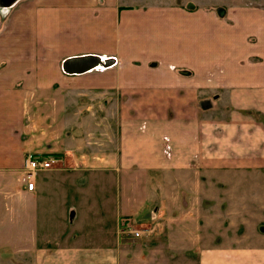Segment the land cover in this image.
Returning a JSON list of instances; mask_svg holds the SVG:
<instances>
[{"label":"crops","instance_id":"0c3cea01","mask_svg":"<svg viewBox=\"0 0 264 264\" xmlns=\"http://www.w3.org/2000/svg\"><path fill=\"white\" fill-rule=\"evenodd\" d=\"M136 1L0 0V264H264V10Z\"/></svg>","mask_w":264,"mask_h":264},{"label":"rangeland","instance_id":"374dc122","mask_svg":"<svg viewBox=\"0 0 264 264\" xmlns=\"http://www.w3.org/2000/svg\"><path fill=\"white\" fill-rule=\"evenodd\" d=\"M146 1H148V3H151V4H155V3H159V2H160V4H166V3H173V4H176V5L188 4L189 7L192 8V9L195 8V7L191 3L193 1H196V2H199V3L205 4V5L209 6L210 8H213V9H216V10L239 8V7H256V8H260V9L264 10V0H171L172 2H170L168 0H146ZM129 2L135 3L137 1L136 0H129ZM142 2H143V0H142ZM100 68H103V67H100ZM56 156L61 161L60 164L57 167H55V168H58V167H60L63 164L64 158L61 155L60 156L56 155ZM24 174H25V178H26L27 175H26V173H24ZM260 180L263 181L264 179H260ZM244 192H246V191H244ZM248 192H251V191H248ZM20 200H21L20 201V214H19L20 220H18L17 222L15 220V224L14 225H17V223H18L19 224L20 233L27 235V233H28V209H27L28 208V202H27V200H24L23 198L20 199ZM229 208H231V207H227V209H229ZM244 208H246V207L244 206ZM230 210L231 209L228 210V215H229L228 217L229 218H230V215H232V213H233ZM241 214L245 215L244 212L241 213ZM247 218H248L247 216H242V219L244 220V224L246 225L245 229L248 228L249 230L250 229L255 230V228L257 226V223H255V222H251L250 223L247 220ZM140 224H144L146 226H151L152 229H153V232L155 231V234H157L159 232V220L158 219H153V220L150 219V220H147V221H143ZM226 224H227V227H228L229 231L231 230V226H233V227L236 226V223H234L232 221H228ZM1 225L3 226L2 230L5 231L6 229H8L9 231H11L12 227H13V222L10 220L9 222L0 223V227H1ZM15 228H17V227H14V229ZM258 229L261 232L264 233V222L263 223H259ZM146 238H151V236L150 237H145V239ZM20 240L21 241L25 240V236L21 235ZM123 241H125V240H123ZM128 242H133V241H128ZM15 261L20 262V264L25 263L22 258H20L18 260H15ZM16 264H19V263H16Z\"/></svg>","mask_w":264,"mask_h":264},{"label":"built area","instance_id":"2783aa9c","mask_svg":"<svg viewBox=\"0 0 264 264\" xmlns=\"http://www.w3.org/2000/svg\"><path fill=\"white\" fill-rule=\"evenodd\" d=\"M57 156H38L27 154L24 159V171L29 191L35 190V177L42 172L50 171L60 164ZM155 227V226H154ZM118 233L122 240L137 241L155 234L151 226L140 224L132 216H122L118 223Z\"/></svg>","mask_w":264,"mask_h":264},{"label":"water","instance_id":"95a60500","mask_svg":"<svg viewBox=\"0 0 264 264\" xmlns=\"http://www.w3.org/2000/svg\"><path fill=\"white\" fill-rule=\"evenodd\" d=\"M114 61L103 59L98 56H86L68 59L63 64V70L69 75L83 74L94 69L107 68L114 65Z\"/></svg>","mask_w":264,"mask_h":264}]
</instances>
